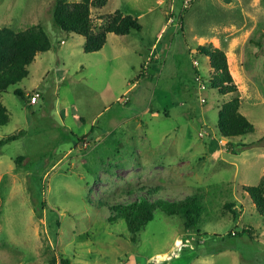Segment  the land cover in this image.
<instances>
[{"label":"rangeland","instance_id":"obj_1","mask_svg":"<svg viewBox=\"0 0 264 264\" xmlns=\"http://www.w3.org/2000/svg\"><path fill=\"white\" fill-rule=\"evenodd\" d=\"M190 1L94 7L97 26L121 11L142 29L88 53L84 36L56 26V0H0V28L42 25L52 45L2 94L10 122L0 140L19 138L0 146V264H264V218L247 192L264 181V0ZM217 30L226 43L245 30L250 38L233 71L246 81L235 83L256 130L237 138L218 129L233 95L213 87L199 52V37ZM154 188V200L203 191L193 235L162 211L137 234L109 220L106 206Z\"/></svg>","mask_w":264,"mask_h":264},{"label":"trees","instance_id":"obj_2","mask_svg":"<svg viewBox=\"0 0 264 264\" xmlns=\"http://www.w3.org/2000/svg\"><path fill=\"white\" fill-rule=\"evenodd\" d=\"M108 1L56 0L55 24L65 31L84 36L87 41L86 52L88 53L101 51L105 47L110 33L123 36L130 35L134 30L142 29L138 19L124 15L121 11L111 14L107 22L97 26L92 16V9L104 7ZM51 47L50 38L42 25L22 31H16L10 27L0 28V128L10 122V114L3 104L2 94L27 78L29 66L35 61L37 55L50 51ZM199 52L210 57L211 65L214 68L211 81L213 87L223 95H233L220 109L218 129L221 135L227 138H237L254 133L255 125L241 112V95L231 73L227 53L213 44L200 46ZM15 94L27 99L25 92L21 89H16ZM28 102L30 103V100ZM21 134L22 132H20ZM18 138L19 135L6 137L0 140V146ZM230 146L234 148L231 142ZM233 151L236 152L235 149ZM143 191H146L144 193L150 194V196L154 194L159 196L158 193L161 190L154 188L150 190L152 192ZM202 192L200 189H193L186 196L176 195L177 198L173 200H166L163 196L161 197L163 199L158 198V200H154L153 196L152 199L150 196H143L132 202L116 203L106 206V208L111 215L109 218L111 222L124 220L129 231L134 234L140 233L155 219L156 211H162L170 217L180 216L184 221L186 232L193 235L204 217L205 210H207L206 204H203L206 202V197ZM247 192L257 205L258 213L264 218V181L259 186L247 187ZM249 232V230H244L233 236ZM63 264L72 263L70 259H63Z\"/></svg>","mask_w":264,"mask_h":264},{"label":"crops","instance_id":"obj_3","mask_svg":"<svg viewBox=\"0 0 264 264\" xmlns=\"http://www.w3.org/2000/svg\"><path fill=\"white\" fill-rule=\"evenodd\" d=\"M166 0H159V3L160 4H163L165 3ZM125 15V14H124ZM218 30L216 32L213 33L212 36H209V37H205V36H200L199 39H200V42L202 45L200 46H203V45H208V44H213L215 47L217 48H220V49H223L226 53H227V56H228V61H229V66H230V70H231V73L235 79V81L237 83H240V84H244L246 83V81L244 82V78L242 77V74H241V71L240 69H238V72H235L233 71V64H236L238 63V60H236V53L238 51V46H239V43L241 41H244L245 43L249 41L250 38H248L249 34H248V31L245 30V32H243V34L240 35V37H236V38H233L232 40L229 39L228 42L226 43L221 37H219L217 34H218ZM113 35L116 36L115 33H110L108 35V38H107V43H108V39L110 38V36ZM125 36H130V35H123V37ZM106 43V45H107ZM105 45V46H106ZM199 46V47H200ZM105 48H103L102 50H104ZM159 51V45L156 43L154 46H152V48L150 49V53H149V57L150 59H148V61L146 62V67L150 64L151 65V62L155 60V57H158L157 56V53ZM201 54V53H200ZM40 53L37 55L35 61L37 60V58L39 57ZM201 55H204V54H201ZM233 55V56H232ZM207 62L211 65V61H210V57L207 56V55H204ZM34 61V62H35ZM33 62V63H34ZM149 69V67H148ZM238 78V79H237Z\"/></svg>","mask_w":264,"mask_h":264},{"label":"built area","instance_id":"obj_4","mask_svg":"<svg viewBox=\"0 0 264 264\" xmlns=\"http://www.w3.org/2000/svg\"><path fill=\"white\" fill-rule=\"evenodd\" d=\"M190 2V0H187V4H190ZM28 98L31 105L37 104L41 98V93L39 91H34L33 93L28 94Z\"/></svg>","mask_w":264,"mask_h":264},{"label":"bare ground","instance_id":"obj_5","mask_svg":"<svg viewBox=\"0 0 264 264\" xmlns=\"http://www.w3.org/2000/svg\"><path fill=\"white\" fill-rule=\"evenodd\" d=\"M233 56V55H232ZM238 79V78H237Z\"/></svg>","mask_w":264,"mask_h":264}]
</instances>
